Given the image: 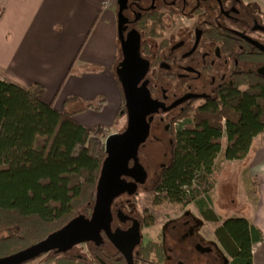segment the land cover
Masks as SVG:
<instances>
[{"label": "trees", "instance_id": "trees-1", "mask_svg": "<svg viewBox=\"0 0 264 264\" xmlns=\"http://www.w3.org/2000/svg\"><path fill=\"white\" fill-rule=\"evenodd\" d=\"M45 95L41 84L24 88L0 80V236L9 235L0 238V258L42 241L95 203L106 158L103 128H86L75 115L99 111L105 100L70 112L47 104ZM180 119L185 121L172 133L170 161L152 188L154 203L196 204L208 220L220 223L209 206L216 160L221 153L226 161L245 159L254 140L264 135V80L244 78L174 121ZM214 236L228 264H254L253 246L263 239L239 216L225 219ZM152 251L148 248L147 255Z\"/></svg>", "mask_w": 264, "mask_h": 264}, {"label": "flooded vegetation", "instance_id": "flooded-vegetation-1", "mask_svg": "<svg viewBox=\"0 0 264 264\" xmlns=\"http://www.w3.org/2000/svg\"><path fill=\"white\" fill-rule=\"evenodd\" d=\"M116 9L118 17L120 0ZM122 17L129 49L125 57L119 40L117 78L124 71L134 73L138 87H145L159 106L148 116L153 118L148 141L162 137L171 149L178 115L217 99L223 89L244 78L264 80V0H130ZM146 185L147 181L138 185L134 195L114 201L111 223L97 239L21 264H212L220 259L210 242L192 232L191 219H167L178 221L169 233L175 249L150 238L146 232L162 220L159 210L124 208ZM123 196L125 203L120 201ZM86 211L78 216L90 219L93 210ZM199 215L203 222L214 224L200 211ZM8 236L4 233L0 238ZM148 248L153 250L149 255Z\"/></svg>", "mask_w": 264, "mask_h": 264}, {"label": "crops", "instance_id": "crops-1", "mask_svg": "<svg viewBox=\"0 0 264 264\" xmlns=\"http://www.w3.org/2000/svg\"><path fill=\"white\" fill-rule=\"evenodd\" d=\"M102 1L0 0V80L24 88L41 84L46 88L44 101L59 111L67 106L74 112L85 102L104 99L101 110L79 112L75 119L86 128L105 130L116 124L127 126V117L121 113L125 102L116 75L117 9H103ZM73 97L78 100L68 104ZM258 138L245 159L228 161L242 163L233 176L247 192L245 198L232 201L243 204L242 214L231 211L222 217L215 208L217 189L209 206L221 223L244 217L263 233L262 241L253 246V256L254 264H264V135ZM191 206L199 213L198 205Z\"/></svg>", "mask_w": 264, "mask_h": 264}, {"label": "water", "instance_id": "water-1", "mask_svg": "<svg viewBox=\"0 0 264 264\" xmlns=\"http://www.w3.org/2000/svg\"><path fill=\"white\" fill-rule=\"evenodd\" d=\"M129 1L120 0L118 13L119 40L125 57L129 47L122 33V13ZM118 78L124 96L125 110L122 113L126 114L127 126L119 133L110 134L104 143L106 158L98 180L91 218H74L41 242L0 258V264H21L52 250L67 251L82 242L97 239L100 231L107 229L111 223L114 201L124 194L134 195L138 185L146 182L148 174L140 164L139 152L150 137L153 118L148 116L155 113L159 106L145 87H138L134 73L124 71L123 77ZM128 178L133 181L129 182Z\"/></svg>", "mask_w": 264, "mask_h": 264}, {"label": "rangeland", "instance_id": "rangeland-1", "mask_svg": "<svg viewBox=\"0 0 264 264\" xmlns=\"http://www.w3.org/2000/svg\"><path fill=\"white\" fill-rule=\"evenodd\" d=\"M125 110V107H124ZM123 112V110H122ZM121 112V113H122ZM126 118V117H125ZM185 119L176 120V127L179 124H182ZM126 126V125H125ZM123 125L119 126L116 124L114 128L105 129L103 130V134L100 135V138L103 143H105L107 137L110 134L115 132H119L124 129ZM123 131V130H122ZM157 132L156 134H158ZM162 138V137H161ZM159 138H151L145 146L140 149L139 152V161L140 164L145 168L148 177H147V185L145 187H141L137 193V195L132 200V205H125V210H159V215L162 220L159 221V225L154 228L152 231L146 232L149 234V237L153 240H161L163 241V245L167 249H175V243L169 237V233L171 227L178 221H169L170 219H191L194 222V227L192 232L197 236L204 239V241L210 242L215 248L216 252L218 253L220 259H218L215 263L212 264H228L229 257L222 249L218 241L214 236V230L219 225V223L210 224L203 222V218L201 215H198L197 210L191 205L189 206H182L178 204H174L170 201H163L160 206H157L154 203L156 194L153 193L152 188L153 184L159 175V172L163 166L169 163L170 161V146L163 144ZM258 138V137H257ZM260 138L257 139L256 143L260 142ZM226 138L223 140V149L226 148ZM242 163L239 162H228L224 159L223 153L219 155L218 159L216 160V168L213 176V180L215 183V187L213 192L216 191L215 197V208L219 212L222 217L228 215L231 211L236 212L237 215L242 214L244 209L243 204L240 202H234L232 204L233 199L236 201L240 196L245 198V194L247 192V187L245 184L240 185L237 180L238 177H234L236 173L241 169L240 165ZM239 196V197H238ZM241 197V198H242ZM126 196H123L120 201L124 202L126 200ZM243 198V199H244ZM125 203V202H124ZM167 218H164V217ZM222 219V218H221ZM167 220V221H166ZM221 221V220H220ZM221 223V222H220ZM172 231V230H171ZM159 236L162 239H159ZM165 238V239H164ZM149 238L147 237L146 240ZM164 247V248H165ZM184 249H187V246L184 245ZM173 252V251H172ZM171 252V253H172ZM168 256V253L166 254ZM166 256V258H167ZM195 260H200L199 258ZM169 264V263H168Z\"/></svg>", "mask_w": 264, "mask_h": 264}, {"label": "built area", "instance_id": "built-area-1", "mask_svg": "<svg viewBox=\"0 0 264 264\" xmlns=\"http://www.w3.org/2000/svg\"><path fill=\"white\" fill-rule=\"evenodd\" d=\"M118 4V0H103L102 1V8L103 9H110V8H116Z\"/></svg>", "mask_w": 264, "mask_h": 264}]
</instances>
